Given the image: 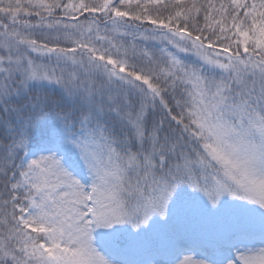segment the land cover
<instances>
[{"label": "snow or ice", "instance_id": "obj_1", "mask_svg": "<svg viewBox=\"0 0 264 264\" xmlns=\"http://www.w3.org/2000/svg\"><path fill=\"white\" fill-rule=\"evenodd\" d=\"M0 264H264V0H0Z\"/></svg>", "mask_w": 264, "mask_h": 264}, {"label": "trees", "instance_id": "obj_2", "mask_svg": "<svg viewBox=\"0 0 264 264\" xmlns=\"http://www.w3.org/2000/svg\"><path fill=\"white\" fill-rule=\"evenodd\" d=\"M33 86L36 87V88H44V89H49V90H52V89L55 88L54 85H49L47 82H33ZM32 146H35L37 148H46V147H48L47 145H44L42 143H37V144L30 143L29 144V148L32 147Z\"/></svg>", "mask_w": 264, "mask_h": 264}, {"label": "rangeland", "instance_id": "obj_3", "mask_svg": "<svg viewBox=\"0 0 264 264\" xmlns=\"http://www.w3.org/2000/svg\"><path fill=\"white\" fill-rule=\"evenodd\" d=\"M34 154H39V153H34ZM224 254H227V250L225 251ZM198 255H199V253H198ZM209 257L213 258V259L218 258L217 254L215 252H210Z\"/></svg>", "mask_w": 264, "mask_h": 264}]
</instances>
